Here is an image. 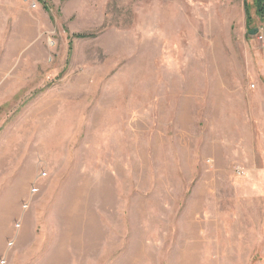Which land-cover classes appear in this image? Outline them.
<instances>
[{
	"label": "rangeland",
	"instance_id": "rangeland-1",
	"mask_svg": "<svg viewBox=\"0 0 264 264\" xmlns=\"http://www.w3.org/2000/svg\"><path fill=\"white\" fill-rule=\"evenodd\" d=\"M47 6L0 0V264H264L254 0Z\"/></svg>",
	"mask_w": 264,
	"mask_h": 264
},
{
	"label": "trees",
	"instance_id": "trees-1",
	"mask_svg": "<svg viewBox=\"0 0 264 264\" xmlns=\"http://www.w3.org/2000/svg\"><path fill=\"white\" fill-rule=\"evenodd\" d=\"M37 1H38V3H40L43 6V9L46 12H50V9L47 6V0H37ZM254 3L256 5L258 15L260 17L264 18V0H254ZM248 9L249 8H247L245 6V12H246L247 21H248V23H251L250 12H249Z\"/></svg>",
	"mask_w": 264,
	"mask_h": 264
},
{
	"label": "bare ground",
	"instance_id": "bare-ground-1",
	"mask_svg": "<svg viewBox=\"0 0 264 264\" xmlns=\"http://www.w3.org/2000/svg\"><path fill=\"white\" fill-rule=\"evenodd\" d=\"M11 146H12V145H11ZM19 147H20V146H19ZM7 149H8V148H7ZM7 151H8V150H7ZM7 153H8V152H7ZM7 155L9 156V154H7ZM7 155H6V157H8ZM11 157H12V156H11ZM10 161H11V160H10ZM1 166H2V165H1ZM1 166H0V167H1ZM4 166H5V165H4ZM8 217H9V216H8Z\"/></svg>",
	"mask_w": 264,
	"mask_h": 264
},
{
	"label": "water",
	"instance_id": "water-1",
	"mask_svg": "<svg viewBox=\"0 0 264 264\" xmlns=\"http://www.w3.org/2000/svg\"><path fill=\"white\" fill-rule=\"evenodd\" d=\"M252 35L255 34L254 32H250Z\"/></svg>",
	"mask_w": 264,
	"mask_h": 264
}]
</instances>
